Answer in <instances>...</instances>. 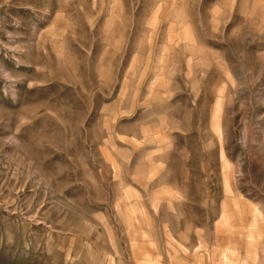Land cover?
<instances>
[{
    "label": "rangeland",
    "instance_id": "rangeland-1",
    "mask_svg": "<svg viewBox=\"0 0 264 264\" xmlns=\"http://www.w3.org/2000/svg\"><path fill=\"white\" fill-rule=\"evenodd\" d=\"M239 263L264 0H0V264Z\"/></svg>",
    "mask_w": 264,
    "mask_h": 264
},
{
    "label": "bare ground",
    "instance_id": "bare-ground-1",
    "mask_svg": "<svg viewBox=\"0 0 264 264\" xmlns=\"http://www.w3.org/2000/svg\"><path fill=\"white\" fill-rule=\"evenodd\" d=\"M258 216V213L255 211L252 221L254 222L256 217ZM224 220V219H223ZM232 258V257H231ZM248 261V260H247ZM234 262V261H233ZM238 262V261H237ZM240 264V263H239ZM247 264V263H246Z\"/></svg>",
    "mask_w": 264,
    "mask_h": 264
}]
</instances>
